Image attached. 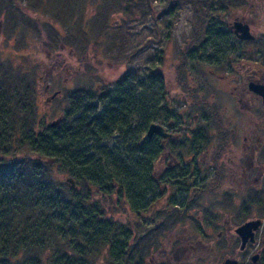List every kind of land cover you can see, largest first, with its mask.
Segmentation results:
<instances>
[{
  "label": "trees",
  "instance_id": "1",
  "mask_svg": "<svg viewBox=\"0 0 264 264\" xmlns=\"http://www.w3.org/2000/svg\"><path fill=\"white\" fill-rule=\"evenodd\" d=\"M236 1L239 7L248 4V0ZM183 4H195L192 32L198 44L187 51L186 58H204L208 48L220 57L224 49L229 52L228 38L233 33L230 22L220 14L229 12L230 2L173 1L164 13L174 16ZM50 5L48 0L41 10L48 6L51 13ZM52 31V44L44 45L49 60L55 52L90 43L85 32L74 38L69 29L61 33L52 27ZM16 48L20 54L11 55L10 49L5 52L7 60L0 61V264H143L144 254L152 253L146 245L156 253L150 239L157 230H147L135 240L126 224L120 227L109 217L107 203L116 196V203L125 204L136 216L151 207L143 199L152 195L146 191L155 185L154 176L144 179L143 163L147 159L150 167L156 155L153 150L144 154L141 138L157 120L158 102L165 93L162 84L157 83L156 105L149 107L147 101L144 106L143 98L139 102L127 86L130 80L125 76L112 91L103 88L97 93L102 106L91 113L83 97L87 92L76 91L69 95V107L59 125L50 127L51 123L40 119L36 103L40 62L24 53V46ZM82 58L88 62L87 52ZM179 81L184 88L189 86L187 77ZM140 89L141 93L145 90L142 85ZM137 116L144 119V131L130 133ZM113 135L122 136L121 149L101 143ZM59 174L72 178L78 191L71 190ZM165 185L170 188L168 193L178 189L172 180ZM173 205L164 213L174 219L163 222L165 234L179 223Z\"/></svg>",
  "mask_w": 264,
  "mask_h": 264
},
{
  "label": "rangeland",
  "instance_id": "2",
  "mask_svg": "<svg viewBox=\"0 0 264 264\" xmlns=\"http://www.w3.org/2000/svg\"><path fill=\"white\" fill-rule=\"evenodd\" d=\"M173 1L180 3V0H49L51 3L50 13L47 12L48 6L41 10L42 6H46L48 0H0V61L7 60L4 59L8 55L5 52H9L10 49L11 55L20 54L16 48L19 45L24 46V53L40 62L36 84V103L41 114L40 119L45 124L60 120L69 107V95L79 90L87 92L83 97L89 107L88 113L98 112L102 102L97 100V93L103 91V88L105 91H112L114 85L123 80L125 76H127V80H130L127 86L131 91H134L139 102L140 98H143L144 106L147 101L149 107L156 105L157 102L154 98H157L155 93L159 90L157 83L162 84V90L165 93L163 98H160L156 110L158 115L156 121L158 122H154L158 125H163L164 119L175 122L178 118L185 121L192 120L194 115L198 121H202L201 109L197 106L189 107L180 99L182 93L187 95L188 90V87L184 88L179 81L182 76L187 77L188 83L192 80L195 84L196 88L193 94L199 96L195 99L198 102L202 101L201 98L208 100L211 94L220 95L221 97L215 99L214 102L223 101L226 103L224 105L226 110L223 109L226 112L225 118L233 124L239 123L242 119L247 121V119L260 116L257 109L251 113V116L245 109L241 110L242 112L239 114L229 96L231 88L227 89L226 96L222 92L223 85L215 74L225 71L235 73L240 71V65L247 62L253 64L255 69L260 70L262 68L261 57H257L251 51L241 52V55L238 56L240 53L231 49L236 44L239 47L245 45L246 48L247 46L245 43H239L238 37L230 36L232 38H228V42L230 41L232 44L231 49L227 53L225 52L227 49H224L221 57L208 48L203 52L204 58L200 55L199 58L193 56L191 60L186 58L187 51L198 45L194 43L192 32L195 4H183L180 8L178 7L174 16H169L164 12ZM228 2L232 6L228 10L229 12L220 14L224 21L230 22L231 26L234 22L246 23L254 39L259 36L264 37V0H248V4H243L242 7H239L236 0L232 2L228 0ZM57 11H60V14H54ZM52 27L61 33H65L66 29H69L68 34L74 38L82 36L81 32H85L90 38V43L85 46L82 43L81 49H63L64 51L60 53H53L50 60L46 59L44 45L52 44ZM234 39L236 41H232ZM187 43H191L192 47L185 46ZM86 52L89 60L84 63L82 56ZM211 64H216L218 67ZM0 67H2L1 62ZM209 72H212L213 75ZM239 76L243 77L241 72ZM239 76L233 75L234 84L237 86L239 85ZM141 85L145 89L142 93ZM54 93H57L56 96L50 99ZM235 128L234 126L229 127V129ZM245 129L242 130V133ZM129 131L130 133L144 131V119L141 116L135 117ZM123 142L122 136L119 135H113L107 141H101L103 145L111 149L114 147L121 149ZM239 145L240 148L243 146L242 139L240 143L238 142ZM262 154L263 152L260 153V156ZM160 161L157 163L159 169L163 165V159ZM167 163L169 162H166L165 165ZM58 177L63 181L68 178L67 175L62 174H59ZM173 192L163 197L165 201H161L162 203L150 204L151 214L147 216L144 214L134 215L125 204H117L116 196H113L111 202L107 203L110 206L109 217L120 227L122 224H126L135 240L142 238L147 230L153 229L161 221L165 222L166 218L167 222H173L174 219L168 217V214L158 213L159 210L164 209L166 212V209L169 208L166 200H175ZM148 193H152V190L149 189ZM262 194H264V190ZM236 195L234 194L235 197ZM261 199L263 202L258 206L257 214H254L253 217L254 220L262 221L260 229L255 232V243L248 244L249 246L244 252L238 253V257L231 256L233 246H235L233 232L231 231L232 236H228L224 232L218 238V236H210V234L214 236L215 234L210 229H206L208 236L218 240L212 244V247H215V257L208 263L204 261L203 264L221 263L225 256L228 259H239L241 264H253L251 259L256 255L259 257L254 264H264V198L261 197ZM226 221L231 225L233 220L231 221L230 217L226 218ZM141 224L144 227H141ZM164 227L163 224L162 228ZM232 229L234 228L232 227ZM155 235L157 233L153 232L150 242H153L154 245H150L156 250L158 237H154ZM202 240L209 241L208 238ZM220 246L225 248L220 250ZM147 249L152 251L148 245H146ZM153 253L152 251V253L144 254L143 264L153 257ZM154 254L156 255V253Z\"/></svg>",
  "mask_w": 264,
  "mask_h": 264
},
{
  "label": "flooded vegetation",
  "instance_id": "3",
  "mask_svg": "<svg viewBox=\"0 0 264 264\" xmlns=\"http://www.w3.org/2000/svg\"><path fill=\"white\" fill-rule=\"evenodd\" d=\"M240 40L237 41L245 43L247 47H239L235 43L231 50L235 49V52L240 53L238 56L241 52L251 51L261 57L262 68L257 70L253 64L247 62L239 66L240 71H225L215 75L222 83V92L226 96L227 89L231 88L229 96L239 114L245 109L251 116L257 109L260 116L247 121L242 119L233 124L225 118L226 103L214 102L220 95L211 94L208 100L201 98L203 102L195 100L199 96L193 94L196 86L191 80L188 83L187 95L182 93L180 99L189 107H199L202 121H198L196 115L187 121L180 118L176 122L164 119L163 125L160 126L164 133L169 135L168 138L158 134L148 137V129L141 138L144 154L147 155L153 150L156 155L151 169L147 167V159L143 163V171L146 174L144 179L150 180L148 176L153 175L155 182V185H152V195L147 194L143 201L149 205L162 203L163 197L169 194L170 189L165 185L166 180H172L178 186L174 192L175 200H166V203L169 206L174 204V215L176 214L179 223L177 222L176 228L171 231L169 229L167 234L162 231L163 221L153 228L157 230L154 237H158L156 255L153 253V257L148 259L146 264H203L204 261L208 263L215 257V247L213 248L212 244L218 240L210 236L220 238L224 232L232 236L231 231L235 240L231 256L238 257V253L241 254L240 240L235 230L245 222L254 220V214H257V208L263 202L264 105L262 98L254 94L250 86L257 85L264 89V37ZM211 65L218 67L216 64ZM240 72L243 77L239 76ZM209 73L213 75L212 72ZM233 75L239 76L238 86L234 84ZM230 126L236 128L229 129ZM244 128L246 129L242 133ZM241 139L243 146L240 148L238 142L240 143ZM261 152L263 154L260 156ZM161 159L163 165L159 169L157 163H160ZM166 162L169 163L165 165ZM148 191L149 189L146 193ZM234 194H237L236 197ZM158 213H165V209L159 210ZM150 214L148 209L144 215ZM230 217L231 221L233 220L231 225L226 221V218ZM206 229H210L215 236H208ZM203 238H208L209 241L205 242ZM151 244L154 245L153 242ZM224 248L220 246V250ZM227 259L225 256L223 261L217 264H222ZM229 259L241 264L239 259Z\"/></svg>",
  "mask_w": 264,
  "mask_h": 264
},
{
  "label": "water",
  "instance_id": "4",
  "mask_svg": "<svg viewBox=\"0 0 264 264\" xmlns=\"http://www.w3.org/2000/svg\"><path fill=\"white\" fill-rule=\"evenodd\" d=\"M233 31L234 35H236L241 40H251L254 39L253 36L250 34L249 26L245 23L241 22H234L233 25L230 27ZM251 91L258 95L263 100L264 105V89L262 87H258L257 85L250 86ZM57 94V93H56ZM54 93L53 96L50 97L52 99L56 96ZM61 120H57L54 123L50 124V127H56L59 125ZM154 134H158L163 136L164 138H168L169 135L164 133V129L158 124H151L148 128L147 136L151 137ZM64 183L70 187L73 191H78V187L76 186L75 181L72 178H66ZM262 221L260 220H252L245 222L244 224L240 225L236 228L235 233L240 240L239 250L243 251L248 244L255 243V232L260 229ZM258 256H254L252 258V263H255ZM222 264H237V261L234 259H227Z\"/></svg>",
  "mask_w": 264,
  "mask_h": 264
}]
</instances>
